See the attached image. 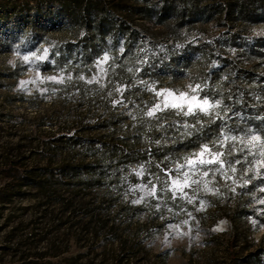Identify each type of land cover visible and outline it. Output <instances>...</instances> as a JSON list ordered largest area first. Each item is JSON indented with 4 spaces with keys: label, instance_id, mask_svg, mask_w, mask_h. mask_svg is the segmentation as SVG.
<instances>
[{
    "label": "rangeland",
    "instance_id": "1",
    "mask_svg": "<svg viewBox=\"0 0 264 264\" xmlns=\"http://www.w3.org/2000/svg\"><path fill=\"white\" fill-rule=\"evenodd\" d=\"M102 2L135 25L136 58L119 62L108 51L107 62L97 66L103 54L75 76L50 57V46L72 38L63 26L48 30V43L35 47L16 38V22L0 25V156L21 158L18 169L0 164V264H60L78 255L86 264H117L122 253L129 258L121 264H264V180L254 174L264 168L256 164L259 144L247 143L252 132L264 135V17L239 21L226 9L210 17L209 8L222 10L219 0H177L180 7L164 16L163 0ZM12 3L0 6V18L36 11L27 0ZM37 49L38 55L48 49L45 60L23 61ZM123 52L121 45L117 57ZM52 76L58 80L46 79ZM196 84L201 96L220 101L212 116L146 114L158 99L153 89L189 91ZM207 118L217 128L197 132ZM70 137L97 149L119 142L134 153L112 170L127 181L106 212L113 221L103 227L91 214L83 216L88 208L73 217L61 199L73 196L79 205L103 198L105 188L42 185L49 157L39 144L64 148ZM201 144L222 153V170L219 164L195 172L187 167L184 158ZM59 151L61 163L66 155ZM184 173L190 184L173 189L172 180Z\"/></svg>",
    "mask_w": 264,
    "mask_h": 264
},
{
    "label": "trees",
    "instance_id": "2",
    "mask_svg": "<svg viewBox=\"0 0 264 264\" xmlns=\"http://www.w3.org/2000/svg\"><path fill=\"white\" fill-rule=\"evenodd\" d=\"M219 1L218 7L222 8L220 11H218V8L205 6L206 9L209 8L208 14L211 15L210 17L221 14L225 9L227 15L233 13V15H239L236 18L239 21H251L250 19L255 14L264 17V0ZM30 3L36 6L33 15L16 14L0 18V25L8 28L10 23L16 22L18 27L16 38L25 39L27 42L34 44L35 47L48 43L46 41L48 30L63 26L72 38L67 42L55 43L49 48L50 57L54 59L58 70L65 69L66 72L75 76L80 73L78 68L94 63L108 51L115 55L119 62H122V59L129 61L136 58L137 46L135 44L139 42V39L135 37V25L128 18L118 14V10L112 4H108L109 7H106L108 5H104L102 0H27L26 6L28 9H31ZM10 5L15 6L12 0H0V6L7 7ZM178 7H180V4L177 0H163L160 16L166 15L169 9H177ZM45 8H54L55 12L44 14L43 10ZM213 12L215 14H212ZM121 45L124 46V52L120 57H117ZM68 66L77 69L71 70L68 69ZM205 122L204 126L196 128L197 132L206 134L217 128V124L212 119L207 118ZM113 125L107 127V129H112V134L115 131ZM193 136L190 135L191 139H193ZM72 138L70 137L62 142L64 148H49L47 143L39 144L40 148L38 149H41V152H47L49 157V168L44 172V175L46 174L48 178L42 185L54 188L67 187V189L71 188L72 190L76 188L84 190L105 188L107 195L99 200L93 197L89 202L74 205L73 196L67 198L62 196L61 199L65 203L66 209L71 208L73 217L83 214L80 212L83 207L88 208L83 216L91 214V218L94 217L96 223L102 224V226H98L100 228L113 221L108 218L106 212L118 201L119 198L115 195L122 194L123 184L127 181V179L121 178L120 174L112 170L119 168L121 162L118 163V161L130 159L134 157V153L130 146L125 149L120 146L119 142L101 144V148L97 149L93 145L94 143L84 144L77 141L71 143ZM61 149H64L66 158L59 163L57 153ZM12 157H14V160ZM0 159L2 160L0 162L1 166L8 167V171L20 167L19 161L21 158L19 155L0 156ZM82 176L89 178V180L85 179L86 183L81 182L79 179ZM108 179L109 182L107 183L101 182ZM76 210L79 214H76ZM126 210H129L127 206L121 211ZM91 223L90 220L88 224ZM85 227L87 228L82 230L87 233L89 226L86 225ZM121 246L122 251H126V243H121ZM128 258L129 256L122 253L116 257V262L121 264L123 260H128ZM81 259V255H78L60 264H86Z\"/></svg>",
    "mask_w": 264,
    "mask_h": 264
},
{
    "label": "snow or ice",
    "instance_id": "3",
    "mask_svg": "<svg viewBox=\"0 0 264 264\" xmlns=\"http://www.w3.org/2000/svg\"><path fill=\"white\" fill-rule=\"evenodd\" d=\"M123 51V49H121ZM41 52L40 49L37 51H29L25 53L22 57L23 61L26 63L35 62V61H42L47 58L48 49H43L41 54H37ZM17 55H20L17 52ZM110 59L108 53H104V56L101 60L97 61V66L107 62ZM46 79L50 80H58L57 77H47ZM23 83V82H22ZM200 88L199 84L196 85H188L189 91H179L173 90L169 88H160V89H153L155 91L156 97L158 98L156 103L153 104L152 108L148 109L147 115L152 117L155 116L158 112L164 111H174L178 114H182L184 116H192L196 117L198 114H203L205 116H212L213 109L220 104L219 100L210 101L207 95H200ZM115 103V101H114ZM192 127L195 130V126H188ZM192 133L189 132L188 135ZM231 139L235 140L236 137H232ZM247 143L251 144L252 146H256L259 144L260 147V156L262 159L257 160L256 164L260 165V167L264 168V135L256 132H252L247 136ZM222 153L220 152H212L207 144H201L199 151L190 155L186 156L185 163L187 167L195 172L199 171L200 166L202 165H210V164H219L221 170L223 169V160L220 159ZM183 167V166H181ZM235 171L234 168L231 169ZM138 175H142V172H138ZM255 175L261 176V179L264 180V174L260 173L258 170L254 173ZM204 176H207L208 173L204 172ZM194 182V181H192ZM250 181L244 180L243 183L246 185ZM190 184V179L187 173L183 174V179L174 178L172 180V187L173 189L182 190L185 186ZM261 191H264V187L261 188ZM155 188L149 191V194H154ZM138 201H134L137 203ZM260 203L264 204V199L260 200Z\"/></svg>",
    "mask_w": 264,
    "mask_h": 264
}]
</instances>
